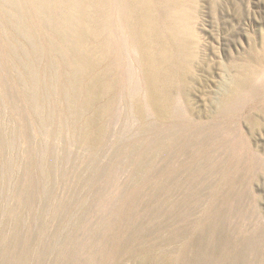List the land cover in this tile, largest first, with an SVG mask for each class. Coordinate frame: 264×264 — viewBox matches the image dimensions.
Instances as JSON below:
<instances>
[{"label": "rangeland", "instance_id": "obj_1", "mask_svg": "<svg viewBox=\"0 0 264 264\" xmlns=\"http://www.w3.org/2000/svg\"><path fill=\"white\" fill-rule=\"evenodd\" d=\"M179 1L190 16L189 47L172 70L181 108L172 123L157 122L138 53L126 49V0L104 6L118 71L112 110L100 115L110 98L97 99L84 111L94 118L86 128L65 117L59 69L41 127L0 40V264H264V88L256 79L264 0ZM124 66L143 83L135 98H148L144 120L122 89ZM236 73L238 100L224 110L216 104L222 82ZM145 120L151 129H141ZM98 130L103 139L93 145Z\"/></svg>", "mask_w": 264, "mask_h": 264}, {"label": "bare ground", "instance_id": "obj_2", "mask_svg": "<svg viewBox=\"0 0 264 264\" xmlns=\"http://www.w3.org/2000/svg\"><path fill=\"white\" fill-rule=\"evenodd\" d=\"M108 3L109 0H0L1 46L7 61L15 67V83L27 102L31 114L42 128H45L51 120V115H48L44 110V104L49 93L55 88L54 72L57 69H59L61 80L59 95L65 102L64 114L73 127L78 122L82 123L83 120L81 127L86 128L89 123L91 124L94 118H85L84 111L86 112V108L91 109L90 107L95 104L97 99L100 101V98L103 97L110 98V101L106 102L107 106L98 103L99 106H95L100 115L111 113L110 107L114 100L112 99L114 95H111V92H114L115 84L113 75H117L118 71L114 66L115 50L113 45H109L104 35V28L108 23V14L104 6ZM126 5L128 12L123 15L121 22L123 30L121 31H124L127 36L128 47L124 44L125 39H122L124 36L121 35L120 40L121 42L124 40L122 45L126 49L137 51L135 55L138 53L142 76L140 80H143L144 84L139 82L148 91L149 102L147 101V104L151 103L154 107L155 117L157 116L156 119L159 120L157 122L167 121L165 123H168L176 111L177 113L179 111V115L181 110L179 106L180 110L177 109V101L170 88L175 83L172 70L182 66L189 47L186 29L190 16L179 0L162 2L160 0H126ZM119 25L118 27H120ZM254 44L258 46L257 41H254L251 42L250 47ZM118 49L120 48L118 47ZM256 59L259 65L256 73L258 88H264V48L257 54ZM234 66L232 71L239 67L237 63H234ZM113 68L115 69L114 74ZM129 68L131 67L129 66ZM122 73L121 83L125 96L128 100L134 97L136 115L140 120H144L148 110H146L147 105L141 99L148 100V98L145 99L143 94L144 98L139 96L140 98L136 101L135 95H137L138 84H140L136 82L138 76L134 74L136 77L134 79L127 67L123 69ZM248 73L246 72V74ZM228 74L226 73V75ZM238 77L239 74L236 73L229 81L226 79L223 81L224 78L221 80V82L223 81V89L220 93L222 96L219 103L216 104L219 106L221 104L224 110L229 109L238 100L235 90L238 85ZM115 78L117 79V76ZM106 98L105 100H107ZM127 102L132 105V102L126 100L125 103ZM126 108L128 110V106ZM132 108L131 110H133ZM95 113L93 112V114ZM131 115L133 114H130V118H132ZM173 120L177 119L173 117L169 122H175ZM147 122L142 125L140 123L141 129L147 128L148 125L153 126L151 121L149 124H146ZM145 131L147 132V130ZM145 131L142 130L141 133ZM102 137L99 130L95 132L91 137L93 145L99 143L103 139ZM42 161L43 158L39 156L37 158V173L39 174L43 172H40Z\"/></svg>", "mask_w": 264, "mask_h": 264}]
</instances>
